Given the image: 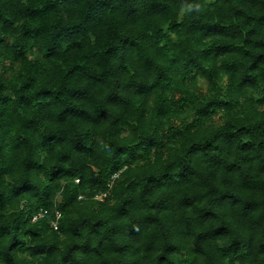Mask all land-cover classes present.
<instances>
[{
  "label": "trees",
  "instance_id": "trees-1",
  "mask_svg": "<svg viewBox=\"0 0 264 264\" xmlns=\"http://www.w3.org/2000/svg\"><path fill=\"white\" fill-rule=\"evenodd\" d=\"M0 264H264V0H0Z\"/></svg>",
  "mask_w": 264,
  "mask_h": 264
},
{
  "label": "built area",
  "instance_id": "built-area-1",
  "mask_svg": "<svg viewBox=\"0 0 264 264\" xmlns=\"http://www.w3.org/2000/svg\"><path fill=\"white\" fill-rule=\"evenodd\" d=\"M106 193L98 194V197L102 198ZM49 210L48 208H41L38 211L34 212L31 215V220L36 221L42 217H45L48 214ZM61 211L60 209H55V218L52 219V224L55 228H58L59 225V218L61 217Z\"/></svg>",
  "mask_w": 264,
  "mask_h": 264
}]
</instances>
